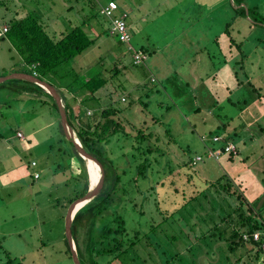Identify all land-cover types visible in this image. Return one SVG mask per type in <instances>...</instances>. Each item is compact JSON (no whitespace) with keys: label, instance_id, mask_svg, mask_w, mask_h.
<instances>
[{"label":"rangeland","instance_id":"obj_1","mask_svg":"<svg viewBox=\"0 0 264 264\" xmlns=\"http://www.w3.org/2000/svg\"><path fill=\"white\" fill-rule=\"evenodd\" d=\"M0 2V30L9 24L11 17H23L28 10H32L36 11L41 21L47 23L49 32L57 33V37L67 27L68 20L73 24L79 23L88 17V11L96 12L97 17H90L85 24L90 38L95 40L94 44L75 56L69 68H74L83 77L87 71L95 72L92 67L97 65L100 70H104L103 77H112L98 92L104 95L100 99L103 106L108 101L115 103L117 100L122 105L126 104L129 96L147 102L144 112L149 115L136 110L137 117L141 119L143 115L147 119L154 115L166 121L174 142L168 143L167 138H163L161 142L158 140V145L168 151L171 169L165 168L167 172L161 175L163 185H158L157 189L148 194V200L144 202L147 204L144 208L147 213L143 211L144 216L139 218L141 229L148 232L152 221H161V215L154 209L158 204L156 201H159L160 207L169 205L172 200L178 204L183 202L179 194L169 193L167 196L166 192L173 188L181 190L184 187L189 191L194 186L203 191L196 202L200 218L193 217L190 220L176 211L171 214L164 224L148 234L156 245H144L146 240L138 245H142L141 255L147 252L148 261L145 264H153L148 257L149 252L153 259L161 261L159 264H164L163 261L168 259L170 262L167 261V264H212L210 262L215 261L220 245L224 242L209 241L207 236L208 242L200 239H204L206 233L218 231H209L213 228V216L211 220L210 215L216 217L214 223L219 224L223 230L222 227L228 221L217 218L219 205L228 209L224 202L235 205L238 200L235 195L227 198L223 189L219 191L220 196H213L205 189L206 181L215 182L222 178V183L228 181L233 184L231 190L236 188L237 192H242V197L254 209L261 210L264 219V0H245V13H248L247 7H253L257 17L263 20L257 23L248 15L235 17L238 6L235 7L233 0H127L130 2L129 7L137 8L136 2L144 10L150 6L158 9L151 14L149 32H154L152 37L161 50L157 57L160 61L157 63L165 64L164 67L158 65L153 68V57H148L145 63L160 80L165 79L161 81L162 86L154 75L144 78L137 74L139 72L135 68L128 67L131 59V53L126 52L128 46L120 43L125 49L121 47L109 33L107 18L99 13L100 6L93 7L87 0ZM81 6L84 12L79 10ZM187 8H190L189 12ZM118 12L121 10L118 9ZM123 13L128 17V13ZM129 21L128 17L130 29ZM230 21V33L227 34L224 30ZM103 28L107 31L100 34ZM168 30H172L178 38L183 37L177 44L182 52L174 50L177 39ZM141 37L143 33L142 36L138 33L133 35L132 42L136 47L141 45L139 38L142 44H146ZM184 49L187 51L183 52ZM15 55L8 40L1 39L0 74L5 71L9 74L18 58ZM153 84L156 92L148 98L145 93L150 91ZM249 84L257 90H252ZM63 93L74 108L72 114L75 122L85 115L93 114L92 110L81 106L79 100L71 94L66 91ZM107 94H111L110 100ZM34 97L32 92H23L17 98L11 91L0 90V264H74L64 238L65 215L71 204L69 199L74 197L75 190L82 189L75 178L68 179L71 173L65 165L69 155L74 153V146L61 132L59 112L55 107L37 101ZM193 101L200 103L198 112L192 111ZM212 102L215 104L211 109L214 113L228 116L225 122L207 114L210 108L208 105H212ZM91 104L96 102L91 101ZM77 107H80L79 113ZM131 115L135 117L134 113ZM149 121H152L150 117ZM187 121H196V130ZM222 127H225L229 135H233L225 144L220 135L219 140L214 141L215 136L209 133L213 130L223 131ZM154 130L163 135V129L158 123ZM15 131L21 132L22 137L17 136ZM227 148L229 150H225ZM230 151L236 155L229 154ZM191 158L194 167H184ZM33 161L37 163L36 166ZM36 171L38 178L33 175ZM152 177L149 178L151 182ZM149 185H143L142 188ZM138 200L140 202V198ZM136 208L142 209L139 205ZM118 209L122 212L124 210L122 207ZM126 209V220L128 226L132 227L137 214L130 215L133 209L129 204ZM222 214L225 216L224 212ZM184 220L192 223L191 226H181L180 222ZM210 236L215 239L213 234ZM243 237L245 239L246 235ZM187 244L194 245V249L187 251ZM225 244L222 246L224 250L227 249ZM177 249L182 256L170 259ZM222 254L229 257L231 264H264V252L258 258H254L252 251L244 252L239 248L235 252L225 250Z\"/></svg>","mask_w":264,"mask_h":264},{"label":"trees","instance_id":"obj_2","mask_svg":"<svg viewBox=\"0 0 264 264\" xmlns=\"http://www.w3.org/2000/svg\"><path fill=\"white\" fill-rule=\"evenodd\" d=\"M233 1L235 7L238 6L235 9V17H245L248 15L255 23L263 21L258 18L259 16L253 7H247L248 13H245V0ZM88 2L93 7H99L100 4L99 0ZM0 4L2 3L0 2ZM92 16L97 17L96 12L91 11L88 17L79 23L73 24L71 20H68L67 27L61 30L57 37V33L48 31L46 27L47 23L41 21L36 11L28 10L23 17H11L7 25L8 30L1 39L8 40L11 45V51L14 50L16 52L15 56H18V58L14 57V59H17L13 67H11V70H9V73L24 72L34 74L40 79L54 85L63 98L67 120L74 128L82 147L85 151L94 156L103 167L104 179L99 193L77 210L71 223L72 238L80 262L82 264H138L137 262L145 264L148 261L146 257L147 252H145L144 256L141 255L140 248L142 245L140 247H138V245L145 240L146 243L144 245H156L157 243L151 241L148 234L164 224L166 219L175 211L180 212V216H186L190 220L193 217L200 218L197 213L198 208L196 202L199 200V194L203 193V191L194 188V186H191L189 191L185 190L184 187L181 190L178 188L167 189L169 190L166 192L167 196L169 193L171 195L172 193L179 194L183 202L178 204L172 200V203L169 205L160 207L159 201H156V204L157 202L158 204L154 209L157 210V212L155 211L156 213L161 215V221L158 223L152 221L148 232H144L143 228L141 229L142 225L139 218L144 216L143 211L145 212L144 208L147 205L144 202L148 200V194H150L151 191L157 189L158 185H163L164 180H162L161 175L167 172L165 168L167 169L169 167L171 169V166H169V153L167 150H164L162 146L160 147L158 145V140L161 142V139L167 138L168 143H173L174 140L170 135V130L165 120L154 115L148 116L147 119L143 118V115L147 116L148 114V112H144L147 108L146 101H141V99L135 100L127 96L128 101L126 104L123 103L122 105V102L117 100L115 103L108 101V104L103 106L100 99L104 95L98 92L106 86L108 79L112 77H103L104 70H100L99 66L95 65L92 67L95 72L92 73L91 71H87L88 73L86 72L83 77L76 73L74 68H69L75 56L81 54L89 46L94 44L95 40L90 38L88 31L85 29V24L89 21L87 19H90ZM230 27L231 21L227 23L224 32L229 34ZM106 31V28H103L100 34ZM118 42L119 45H122L120 41ZM131 45L134 50L144 53L146 59L142 63L134 62L133 50L128 49L126 52L131 53L130 65L128 67L131 66L135 68L136 72H139L137 74H141L146 78L149 70L146 69L145 62L149 56V52L144 48L136 47L132 39ZM97 68L99 70H97ZM114 70V73H116V69ZM7 73L8 72L5 71L3 74H0V76L7 75ZM152 86L150 91L145 93V96L148 98H150L151 93L156 92V90L154 91L156 86L154 84ZM249 86L252 90H257L252 84H249ZM1 89H6L7 92L11 91L17 98H19L23 92H32L35 94L34 98H36L37 101H42V103L45 102L46 104L50 103L51 106L55 107L58 113V107L53 97L36 83L23 79H9L0 83V90ZM64 91L78 99L79 104L85 109L92 110L93 114L91 116L85 115L75 122L73 107L72 105L70 106L69 101L65 99ZM108 96L110 100L111 94ZM40 97L45 98L40 99ZM91 101H95L96 104H91ZM78 110L80 111L79 108ZM136 110L143 113L141 119L136 116ZM199 110L200 107L197 108L196 112ZM79 111L77 113H79ZM131 113H134L135 117L132 116ZM149 117L152 120L151 122L149 121ZM157 123L163 129L162 136L157 134L154 130ZM187 124H189V126L192 125L195 127L193 129L196 130V121L193 123L187 121ZM217 127L220 128L221 126L217 125ZM60 129L64 135L61 124ZM222 129L223 131H220L221 133L216 132V130L209 133L217 137L223 134V142H228L229 139L233 138V135L231 136L226 133L225 127H222ZM14 133H16V131ZM235 147L236 149L238 148L237 146ZM73 150L74 153L69 155V160L70 163L71 161L73 162L74 172L73 174L71 173V178L69 175L68 179L72 180L75 178L82 189L80 191L78 189L75 190V195L69 199V203L83 196L89 187L86 162L77 153L75 147ZM228 153L236 155V153L232 151ZM71 158H73V160H71ZM191 161L192 158L188 160V164L184 165V167H194V165H191ZM185 169L187 170V168ZM95 170L99 180L100 169L97 165L95 166ZM151 175H153L152 182L149 179ZM221 179L222 178H218L215 182L206 181L205 189L212 193L213 196H220L219 191L223 189V191L227 193L226 195L224 194L227 198L235 195L238 203L234 205L224 202L225 206L228 205V209L219 205L220 212L217 218H219L220 221L227 220V225L222 227L223 230H221L219 224L214 223V221H217L216 217L210 215L211 220L213 216V228L209 231L212 229L218 231L215 233H206L207 235H204V239H200V241L203 240V242H208L207 236L209 241L215 243L223 241V244L226 243L227 249L225 248V250H229L230 252H235L238 248L242 249L244 252L250 250L253 252L254 258H258L262 252H264L262 249L263 239L260 238L255 240L253 238V233L264 231V219L262 218L261 210L254 209V207L242 197V192H237L238 190L235 187V190H231L234 185L228 183V181L227 183H222L220 181ZM149 180L151 183H149ZM148 184L151 185L147 186L145 189L142 188L143 185ZM137 197L140 198V202ZM221 198L222 197H220V199ZM192 203H194L196 207ZM128 204L131 205L133 209L130 215L137 214V219L133 221L132 227L128 226L129 224L127 223L125 215L127 210L126 206ZM138 205L141 206L143 210L136 208ZM119 207L124 208L123 212L118 209ZM212 209L214 210L215 207L213 206ZM223 212L225 216H223ZM145 213H147V211ZM130 215L127 217L131 218ZM150 217L152 218V214H150ZM231 223L233 224L231 225ZM180 224L181 226L185 224L191 226L192 223L190 224L189 221L187 222L184 220L180 222ZM212 234L215 239L210 236ZM244 235H246L245 239L243 237ZM64 238L68 248L67 252L72 259L66 236H64ZM223 244L220 245V252L216 259H214L215 261L210 263L231 264L232 261L229 260V257H225L222 254V252L225 251L222 249ZM185 247L187 251H192L195 246H188L187 244ZM163 253L167 255L165 252ZM149 255L148 257H150L153 264H159V262H161L153 259L150 252ZM180 255L182 256V254L179 253V249H177V252H174L170 256V259H176V257L178 258ZM222 258L226 260L223 261ZM168 260L163 261V263L167 264L166 262ZM11 261L10 259L9 262Z\"/></svg>","mask_w":264,"mask_h":264},{"label":"water","instance_id":"obj_3","mask_svg":"<svg viewBox=\"0 0 264 264\" xmlns=\"http://www.w3.org/2000/svg\"><path fill=\"white\" fill-rule=\"evenodd\" d=\"M9 79L27 80V81L36 83L39 86H41L42 88H44L55 100V103L58 107L59 116H60V124L62 126L65 137L69 141H71V143L75 147L77 153L85 160V162L87 159L92 160L100 168L99 180L95 184H91L90 183L89 168L87 167V164H86L88 177H89L88 190L83 196L76 198L75 200H73L71 202L70 206L68 207L67 213L65 215V221H64L65 236H66L68 246H69V249L71 252L72 261L74 264H82L80 262L78 256H77L76 247H75V244H74V241L72 238L71 223H72L73 217H74L75 213L77 212V210L79 208H81L85 203L90 201L93 197H95L99 193V191L102 187V184H103V179H104L103 167H102L101 163L94 156L89 154L82 147L79 139L77 138V136L73 130V127L71 126V124L67 120V115L65 112L63 98H62L60 92L58 91V89L54 85L50 84L49 82H47L43 79H40L39 77H37L34 74H29V73H24V72H12V73H9L7 75L0 76V83L4 82L6 80H9ZM79 204H80V206H79Z\"/></svg>","mask_w":264,"mask_h":264},{"label":"crops","instance_id":"obj_4","mask_svg":"<svg viewBox=\"0 0 264 264\" xmlns=\"http://www.w3.org/2000/svg\"><path fill=\"white\" fill-rule=\"evenodd\" d=\"M74 1H76V0H74ZM109 0H106L105 2H102L101 0H99V2H100V4H99V6H101V5H104V4H106L107 2H108ZM116 2H117V4H118V9H120L121 10V12L120 13H123V12H126V13H128V17H129V19H130V21H129V24H130V30H132V31H130V32H132L131 34H132V37H133V35L135 34V33H138V34H140L141 36H142V33H143V37H141L144 41H145V43L146 44H142V42H141V39L139 38L138 39V41L141 43V45H140V47L141 48H144V49H146V50H148V52H149V56L148 57H153V58H155V60H153V62H152V66H153V68H155L156 66H158V65H160L161 67H164V64H165V62L162 64V63H157V62H159L160 61V58H158L157 59V57L161 54V50H159L160 49V47H157L156 46V44H155V39L152 37L153 36V34H154V32H149V28H150V26L151 25H149L150 23H151V19H152V16H151V14L152 13H154L155 11H157L158 9L155 7V6H150V7H147L145 10H144V8L142 7V5L141 4H137L136 2H135V5L137 6V8H133V6L132 7H129L128 6V3H130V2H127V0H115ZM168 1V0H167ZM180 1V0H179ZM198 5H200V4H198ZM183 7H184V5H183ZM171 7H169V9H170ZM79 10H81V11H83L84 12V8L81 6V7H79ZM189 10H190V8H187V11L189 12ZM79 12V11H78ZM131 12V13H130ZM91 12L90 11H88V14H90ZM128 17H127V21H128ZM128 23V22H127ZM146 23V24H145ZM132 25V26H131ZM167 32H169V33H173L172 35H175L174 37H175V39H177V41L175 42L176 44L174 45V50H176L178 53H180V52H182V50L181 49H179L178 48V46H177V44L179 43V40L180 39H182L183 37H179L178 38V36L172 31V30H168ZM182 34H183V32H182ZM121 47H124L123 45H120ZM124 49H125V47H124ZM185 51H187V49H184L183 50V52H185ZM165 56V55H164ZM79 66H81V65H79ZM149 65H147L146 64V69H148L149 70V73H148V75L147 76H150L151 74L152 75H154L155 76V78L157 79V81H158V83H160L161 84V86H162V82L161 81H165V79H163V80H160V78H158L157 76H156V74H154L153 73V71L152 70H150V68L148 67ZM82 67V66H81ZM83 68V67H82ZM81 69V68H80ZM156 70V69H155ZM162 71V70H161ZM155 73H157V75L159 76V73L157 72V71H155ZM158 83H154V84H158ZM150 84H151V82H150ZM156 89L154 88V91H155ZM191 93L193 94V92L191 91ZM194 95V94H193ZM194 97V96H193ZM194 99H195V97H194ZM177 103V102H176ZM200 103H199V101H197V102H195V101H193L192 102V111L193 112H195L196 110H197V108L198 107H200V105H199ZM210 108H209V110L208 111H206L207 112V114H209V115H212L213 117H216V119L217 120H220V121H226L227 119H228V116L225 114V115H223V113H214L211 109L215 106V104L212 102V105H208ZM81 107V106H80ZM80 107H77V109L78 108H80ZM73 110H74V108H73ZM77 111H79V110H77ZM210 112V113H209ZM221 117V118H220ZM219 121V122H220ZM230 121H233L232 119L230 120ZM226 133H228V131L226 130ZM216 136V135H215ZM219 137V136H218ZM222 137V139H221V141H223V134H221L220 135V138ZM233 137V136H232ZM231 141V140H230ZM233 142V141H232ZM226 142H224V144H225ZM235 146H237V145H235ZM238 147V146H237ZM238 149V148H237ZM221 151H223V150H221ZM238 153H239V149H238ZM71 160H73V158H71ZM33 162H35V161H33ZM69 163H70V160H69ZM69 163H67V161H66V163H65V165H66V167L68 168L67 170L68 171H70V173H72L73 174V162L71 161V163L69 164ZM35 164L37 165V163L35 162ZM35 165V166H36ZM34 167V166H33ZM66 168H63V170H65ZM67 170H65V171H67ZM37 172V171H36ZM38 173V172H37Z\"/></svg>","mask_w":264,"mask_h":264},{"label":"built area","instance_id":"obj_5","mask_svg":"<svg viewBox=\"0 0 264 264\" xmlns=\"http://www.w3.org/2000/svg\"><path fill=\"white\" fill-rule=\"evenodd\" d=\"M87 1H97V0H87ZM118 4L115 0H109L106 4L100 6V13L108 19L109 22V33L114 36L118 41L121 43H124L128 46V49L133 50V58L134 62L136 63H142L146 59V55L142 53L141 51H136L131 45V39L132 34L130 32L128 23H127V17L125 13H119L118 12ZM109 29V28H108ZM8 30L7 26H2V29L0 30V37L3 36L6 31ZM17 136L22 137V133L17 131ZM214 141L219 140V137L215 136ZM229 150V148L225 149ZM220 153V151H218ZM33 165H36L34 162H32ZM34 177L38 178L39 174L35 172ZM253 238L255 240L257 239H263L262 243V249L264 250V231L263 232H254Z\"/></svg>","mask_w":264,"mask_h":264},{"label":"bare ground","instance_id":"obj_6","mask_svg":"<svg viewBox=\"0 0 264 264\" xmlns=\"http://www.w3.org/2000/svg\"><path fill=\"white\" fill-rule=\"evenodd\" d=\"M86 164H87V167L89 168L90 183L91 184H95L98 181L97 178H96V170H95L96 163L93 162L92 160L87 159L86 160ZM79 206H80V204H79Z\"/></svg>","mask_w":264,"mask_h":264}]
</instances>
